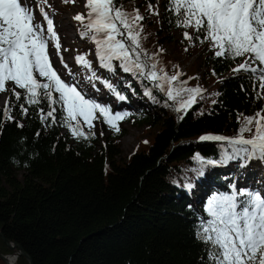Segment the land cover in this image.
I'll list each match as a JSON object with an SVG mask.
<instances>
[{"label":"trees","instance_id":"1","mask_svg":"<svg viewBox=\"0 0 264 264\" xmlns=\"http://www.w3.org/2000/svg\"><path fill=\"white\" fill-rule=\"evenodd\" d=\"M117 3L128 12L139 9L145 17L141 45L149 55L157 54L158 67L169 76L178 72L180 59L195 55L188 73L173 82L174 87L199 85L205 91L186 112L176 111L187 93L168 100L152 82L123 72L115 60V72H105L95 57V43L81 37L84 29L78 23L82 48H76V56L87 54L97 74L110 78L126 99H117L105 87L102 92L94 90L84 81L86 70L76 63L73 73L91 98L111 105L113 112L127 113V120L147 127L150 135L123 158L120 138L126 130L121 123L111 136H101L93 128L94 136L78 139L63 126L59 106L58 122L52 125L50 119L39 118L38 110L46 112L47 102L25 104L29 113L24 116L19 108L23 100L16 101L6 91L15 119L5 120L0 111V254L17 256L16 264H203L205 249L195 229L198 217L206 216L207 199L230 192L232 184L251 190L253 184L264 192V164L259 159L243 167L240 160L208 166L199 177L192 171L199 167L193 159L196 153L218 160L228 148L227 141H200L201 135L235 137L243 117L264 108L252 80L244 72H233L243 58H218L208 43L186 40L185 29L177 27L168 10V0ZM149 4L158 15L148 11ZM146 86L152 88V97L145 95ZM97 117L105 123L99 112ZM81 127L88 132L82 120ZM245 180L248 184L241 186ZM189 182L191 190L185 187ZM0 264L8 263L0 256Z\"/></svg>","mask_w":264,"mask_h":264},{"label":"snow or ice","instance_id":"2","mask_svg":"<svg viewBox=\"0 0 264 264\" xmlns=\"http://www.w3.org/2000/svg\"><path fill=\"white\" fill-rule=\"evenodd\" d=\"M63 2L75 3V0ZM45 6L51 8L48 0H39L35 6L30 0H0V93L7 91L16 101L23 100L19 108L24 116L28 115L29 107L47 102L48 110L45 112L40 108L39 118L42 122L50 119L52 125L58 122L59 106L63 126L78 139L95 135L92 129L95 127L93 121L98 119L97 112L103 117V122L118 132V122L128 114L113 112L111 105L91 98L81 85L78 74L73 73L64 60L61 37ZM37 8L43 23L36 18ZM85 8L86 13H78L73 19L84 29L81 37L95 43V57L100 68L114 73L113 61H118L123 72L152 82L155 88L165 92L168 100L176 101L187 93V99H181L176 108L178 112H186L196 102V97L205 91L199 85L174 87L173 82L178 81L182 73L178 71L169 76L162 67H158L157 54L149 55L142 47L141 21L145 17L139 9L128 12L117 0H85ZM168 10L175 15L177 27L185 29L183 36L186 40L208 43L209 50L218 58L233 61L243 58L233 72H244L246 78L253 82L256 98L264 99V0H168ZM148 11L158 15L151 4ZM189 28L192 33L187 31ZM75 62L86 70L84 80L94 90L98 91L96 83L100 82L117 99H126L110 78L97 74L87 54L77 55ZM56 63L67 69L71 80L54 66ZM186 83L181 81V84ZM145 95L152 97V88L146 86ZM12 108L6 100L0 110L5 120L15 119ZM81 117L88 132L81 127ZM245 133L251 135L246 136ZM199 140L227 141L228 148H224L218 160L196 153L193 159L199 167L192 171L198 177L204 175L208 166L240 160L243 167L253 159L264 161V108L252 116H244L235 137L204 134ZM185 187L191 190L193 185L189 182ZM230 188V192L212 194L204 207L206 216L198 217L195 235L204 245L203 264H264V192L240 188L236 184Z\"/></svg>","mask_w":264,"mask_h":264},{"label":"rangeland","instance_id":"3","mask_svg":"<svg viewBox=\"0 0 264 264\" xmlns=\"http://www.w3.org/2000/svg\"><path fill=\"white\" fill-rule=\"evenodd\" d=\"M30 3L35 6L39 3V0H30ZM48 3L51 4L52 8L55 10L54 14L53 11H49V14L51 15L56 31L61 37V53L63 54L64 60L66 63L69 64L71 71L73 72L75 70L76 62V48H82V40L78 34V21L73 19V17L78 13H86L87 10L85 8V0H75V3H64L63 0H48ZM47 11V9L45 8ZM36 18L37 20L41 21L43 23V18L39 14V9H36ZM67 49V51H65ZM163 51H166L168 55L171 57H176L179 59V56L173 52L171 49L167 47H162ZM195 56V55H194ZM194 56L190 59H180L179 65H178V71L182 74L188 73L190 69V65L193 64ZM175 59V58H174ZM58 61V57L56 58ZM55 67L59 68L61 72L65 74V77L67 79H70V76L67 74V69H64L62 65L59 63L54 64ZM105 70V69H104ZM106 72V70H105ZM85 81V80H84ZM211 87V85H206V88ZM103 84L98 83V92L103 91ZM6 100V92L0 93V103L3 104L0 106H3ZM134 102L130 107L132 112L136 110V104L137 101L133 99ZM97 116V113H96ZM81 120L83 121V118L81 117ZM123 128L126 130V133L120 138L121 141V150H122V157L127 158L129 157L134 150L139 146L141 141L150 135V133H147V127L145 126H139L131 123L130 120L123 119L122 121H119ZM93 124L95 125L94 128L98 129L101 136H111L116 131L114 128L110 127L107 123L99 122L98 119L93 121ZM85 126H87L85 124ZM264 164V161H261ZM245 180L244 184H241V186L247 185L248 182ZM251 188L253 190H258L259 187L257 185L250 184ZM8 257H15L14 255L8 256Z\"/></svg>","mask_w":264,"mask_h":264},{"label":"water","instance_id":"4","mask_svg":"<svg viewBox=\"0 0 264 264\" xmlns=\"http://www.w3.org/2000/svg\"><path fill=\"white\" fill-rule=\"evenodd\" d=\"M0 235L3 236L2 232H0ZM6 243L9 244L12 248H15L17 249L18 248V245H13L11 244L7 239H5ZM20 254H24L28 257V255L26 253H24L22 250L19 251ZM0 256L3 258V260H5L6 263L8 264H16L15 262H11L10 260H8V256H4L2 254H0ZM15 258V261L17 260V256L14 257ZM29 258V257H28Z\"/></svg>","mask_w":264,"mask_h":264},{"label":"bare ground","instance_id":"5","mask_svg":"<svg viewBox=\"0 0 264 264\" xmlns=\"http://www.w3.org/2000/svg\"><path fill=\"white\" fill-rule=\"evenodd\" d=\"M3 103L1 102L0 103V105H2ZM8 260H10L11 262H15L16 263V261H15V258L14 257H10V258H8Z\"/></svg>","mask_w":264,"mask_h":264}]
</instances>
